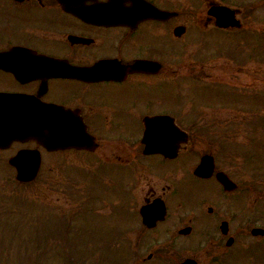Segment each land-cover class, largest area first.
Here are the masks:
<instances>
[{
    "label": "flooded vegetation",
    "instance_id": "1",
    "mask_svg": "<svg viewBox=\"0 0 264 264\" xmlns=\"http://www.w3.org/2000/svg\"><path fill=\"white\" fill-rule=\"evenodd\" d=\"M252 13L264 22V0H0V127L47 133L58 147L27 137L0 155L63 159L80 152L64 148L65 133L84 130L95 147L82 153L129 171L113 176L114 192L130 195L111 217L135 218L128 240L147 246L141 260L131 252L135 264H264L254 232H264V204L247 208L209 125L183 120L181 96L184 68L205 67L189 49H209L214 32L243 37ZM220 174L237 186L225 189ZM76 211L68 221L82 220Z\"/></svg>",
    "mask_w": 264,
    "mask_h": 264
},
{
    "label": "rangeland",
    "instance_id": "2",
    "mask_svg": "<svg viewBox=\"0 0 264 264\" xmlns=\"http://www.w3.org/2000/svg\"><path fill=\"white\" fill-rule=\"evenodd\" d=\"M247 28L243 37L210 33L209 49H189V59L205 67L184 68L181 96L183 120L209 125L222 162L245 184L247 208L256 210L264 204V22L258 13L247 16ZM6 155H0V210L10 214L0 212V264H135L134 250L145 257L147 246L128 240L138 231L126 227L135 218L111 217V206L128 203L130 195L127 185L114 192L113 176L129 171L102 165L95 154L67 153L46 160L33 182L19 183ZM81 206L82 220H60ZM46 210L56 213L53 220ZM116 222L125 225L113 237Z\"/></svg>",
    "mask_w": 264,
    "mask_h": 264
},
{
    "label": "water",
    "instance_id": "3",
    "mask_svg": "<svg viewBox=\"0 0 264 264\" xmlns=\"http://www.w3.org/2000/svg\"><path fill=\"white\" fill-rule=\"evenodd\" d=\"M30 136L39 140L45 146H52L54 141H50V137L47 133L35 134L31 130H21V129H1L0 128V147L6 146L13 140H22L23 137ZM77 148V149H88L93 150L95 147L94 141L88 136L84 131H68L65 133V145L64 148ZM50 148V147H49ZM10 164L15 167L17 171L16 179L19 182L26 183L33 181L38 173L41 165L40 153L37 150H21L17 153L15 157L10 160ZM198 174H205V166L202 164L198 170ZM218 180L226 187H234L232 182L227 178L226 175H218ZM146 209H142V214H144ZM257 232H261L256 230Z\"/></svg>",
    "mask_w": 264,
    "mask_h": 264
}]
</instances>
